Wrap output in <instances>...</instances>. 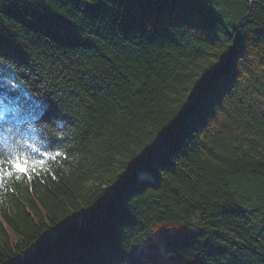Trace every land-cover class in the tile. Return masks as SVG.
I'll use <instances>...</instances> for the list:
<instances>
[{
	"label": "trees",
	"instance_id": "obj_1",
	"mask_svg": "<svg viewBox=\"0 0 264 264\" xmlns=\"http://www.w3.org/2000/svg\"><path fill=\"white\" fill-rule=\"evenodd\" d=\"M0 91V264H264V0H0Z\"/></svg>",
	"mask_w": 264,
	"mask_h": 264
},
{
	"label": "rangeland",
	"instance_id": "obj_2",
	"mask_svg": "<svg viewBox=\"0 0 264 264\" xmlns=\"http://www.w3.org/2000/svg\"><path fill=\"white\" fill-rule=\"evenodd\" d=\"M21 94L11 97L5 95L0 91V113L2 118L11 119L12 121L19 123L25 119L35 118L44 107V103L36 98H33L27 93L20 92ZM14 99L15 105L10 106L9 100Z\"/></svg>",
	"mask_w": 264,
	"mask_h": 264
},
{
	"label": "snow or ice",
	"instance_id": "obj_3",
	"mask_svg": "<svg viewBox=\"0 0 264 264\" xmlns=\"http://www.w3.org/2000/svg\"><path fill=\"white\" fill-rule=\"evenodd\" d=\"M0 113V117H2ZM43 155H50L45 152ZM57 155H59L57 153ZM43 160H37L23 151H16L8 155H0V179H6L12 176L33 175L36 166L43 164Z\"/></svg>",
	"mask_w": 264,
	"mask_h": 264
}]
</instances>
